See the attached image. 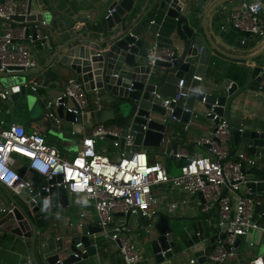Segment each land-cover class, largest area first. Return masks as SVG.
Listing matches in <instances>:
<instances>
[{
  "label": "built area",
  "instance_id": "2783aa9c",
  "mask_svg": "<svg viewBox=\"0 0 264 264\" xmlns=\"http://www.w3.org/2000/svg\"><path fill=\"white\" fill-rule=\"evenodd\" d=\"M33 2V0L0 1V20L5 22V27L0 32V73L24 72L37 65L31 48L37 43L42 45L47 40V34L41 30L46 20L26 19L30 15H35L31 11ZM113 10H108L106 17ZM262 11L260 0L244 1L228 13L221 28L234 27L243 34L240 40L242 45H257L264 37ZM15 17H23V20ZM149 24L157 23L151 20ZM155 35L159 36V32L157 31ZM177 58L176 51L169 45L156 40L148 45L146 61L151 69H154L158 60L173 63ZM259 66L261 71L258 75L264 84V63ZM11 77L14 79L15 76ZM197 79L201 80L200 77ZM40 81L31 78L23 85L34 92L43 85V80ZM181 84L182 81L179 85ZM11 87L10 82L6 85L0 82V101L8 100ZM189 91L195 94L200 92L199 89H188L185 93L178 91L173 98L167 99L164 106L166 111L169 110V115L150 112L146 117V123L142 125L143 132L148 129L147 123L152 120L164 126L160 147L167 145L163 147L162 155L165 158L185 159L179 166L180 172L177 175L170 174L162 161L150 160L145 150H133L135 144L131 132L136 131L132 130L131 124L126 126L94 124L90 133L81 138L76 154L67 160L58 149L47 144L40 127L27 131L19 122L13 121L5 125V121L0 119V184L15 195L27 196L34 200L33 192L37 187L27 178L28 173L41 176L45 182L60 178V181L47 184L42 189L49 193V187L62 185L67 194L77 193L90 201L100 221L102 231L99 234L118 241L122 264L141 263L142 251L125 235L126 226L122 223L117 224L114 214L129 212L130 215L152 218L161 205L160 198L163 197L160 195L157 198L153 195L152 188L157 186H167L184 194L179 202H173L167 207L168 212L186 205L188 198L201 193L203 201L197 202L199 211L207 216L212 212L217 213L211 243L213 247L207 257L211 264H223L228 258L236 255L238 238L246 236L251 230L264 231V226L256 219L255 212V204L260 202L249 193L246 186L251 180L259 182L246 171L252 169L259 158L264 157V151L251 157L242 152L234 153V157H231L233 154H230L227 123L221 115L212 109H206L205 115L212 121L216 120V123L211 131L196 137L194 145L206 149L207 154L190 156L183 146L181 129L169 133L170 123H181V119L172 114L174 108L169 104L176 103L179 97L186 96ZM262 91L264 94V88ZM154 94L159 96L156 92ZM88 103L84 83L78 78H69L58 96L45 101V120L59 127L63 118L57 114L56 107L61 104L73 113L72 123L76 128L73 127L71 133L74 134L81 131L82 124L81 128L79 125L83 117H86V121L88 119ZM197 117L198 114L193 108L188 120L182 121V129L187 130ZM125 129L128 133L123 137L121 149L112 141L118 150L117 160L110 159L103 151L97 149L100 139L107 135L121 137ZM17 158L26 159L23 172L15 168ZM214 202H217L216 207ZM0 210L8 211L5 208ZM152 225L149 222L147 227L151 228ZM75 247L79 250L72 252L75 257L81 258L86 254V248H82L81 242L76 243ZM189 263H197L196 258H191Z\"/></svg>",
  "mask_w": 264,
  "mask_h": 264
},
{
  "label": "crops",
  "instance_id": "0c3cea01",
  "mask_svg": "<svg viewBox=\"0 0 264 264\" xmlns=\"http://www.w3.org/2000/svg\"><path fill=\"white\" fill-rule=\"evenodd\" d=\"M2 1V0H0ZM31 11L33 13H42L39 7V1L44 5L48 2V7L61 15L67 21H73V29L80 32L87 33L91 37L100 40L107 39L110 32L106 22V14L109 6L121 0H33ZM244 1L253 0H228L221 4V6L210 9L208 14L204 17L205 30L211 37L212 43L217 46L225 55H219L210 48L209 60L206 64L204 73L199 83V90L205 93L225 94L223 88V81L230 79L238 86L243 84L246 80V67L254 64L236 59L235 57H242L254 50L255 46H246L240 43L243 34L237 31L234 27L226 26L223 29L225 19L228 13L239 7ZM146 0H133V6L129 12H126L122 18L128 23L133 22L130 32L138 39L144 40V46L148 48L150 42L156 40L160 43L168 44L172 47L179 56L183 49L184 43L175 33V20L166 15V11L159 7L160 0H149L148 5ZM209 0L206 2V4ZM204 7H197V11L202 15ZM46 20L45 25H49L55 29L63 30L62 19L56 15L50 14L49 17H43ZM155 20L157 24H149V21ZM159 25V26H158ZM44 26V25H43ZM5 27V22L0 20V32ZM116 27V25L114 26ZM113 27V28H114ZM112 28V29H113ZM159 32V36L155 33ZM48 35V31H43ZM200 36L204 38L202 30L199 32ZM205 40V39H204ZM249 43V42H247ZM209 47L208 43H204ZM35 55L37 65L30 69L27 78L43 80V85L36 91H31L35 97L36 103L43 106V113L32 114V109H29L28 102L18 99L12 105V116L6 101H0V119L5 121V125L11 122L14 118L15 122L23 124L27 131H32L34 128L40 127L45 135L47 144L55 147L61 155L70 160L77 152L80 146L81 138L90 133L94 124L100 123L98 110H113L112 103L114 102L102 89L86 90V96L89 101V114L80 122L79 127L81 131H76L74 134L71 130L75 127L70 121L62 119L59 127H56L51 121L45 120V101L58 96L69 78L81 77L75 74L69 67L64 65H50L45 67L47 61V54L49 45L47 40L44 43L36 44L31 48ZM264 63V58L256 62V65ZM50 70L54 72H49ZM48 72V73H47ZM56 72V73H55ZM40 81V82H41ZM264 84L262 81L252 80L248 88L239 94L231 103L230 113L232 114V122L235 128L242 130H251L264 132ZM27 103V104H26ZM198 117L190 124L187 130L182 129L181 123L172 122L169 125V133L174 130L181 129V139L186 152L190 155H206V149L194 145V139L201 135H205L212 130L214 121L205 115L206 108L202 102L195 101L193 106ZM107 113V112H106ZM102 116V115H101ZM105 121L109 122L110 115L104 116ZM122 116L119 111L113 110V119ZM123 120V119H122ZM121 120V121H122ZM122 123V122H121ZM122 125V124H121ZM166 140V139H165ZM167 144H164L166 146ZM172 143H169L171 146ZM163 147H143L150 160L162 161L167 170L170 171V166L181 165L185 159L164 158L162 155ZM97 149L103 151L110 159H115L118 156V150L113 145L110 139L102 138L97 144ZM264 151V147H257L255 154ZM244 153L248 157L253 156L246 150V146L239 143L236 146L235 153ZM16 170L23 172L25 170V158L16 159ZM264 168V157L259 158L256 162V169ZM255 175V174H253ZM258 176V175H256ZM254 179L264 181L262 176ZM27 178L30 179L35 187L42 184L41 176L28 173ZM160 187L154 191V196L160 198V207L158 211L174 218L173 226L175 227L176 243L181 244L183 251L171 258V264H190L189 260L194 258L193 252L204 250L209 244L210 239L215 232L216 216L212 212L211 215L203 217L197 205L201 201L197 195L188 198L186 205L178 206L174 211L168 212L167 207L173 202H179L184 194L180 191L169 189L167 186ZM164 189V190H163ZM246 188L244 189V191ZM248 190V189H247ZM168 191V192H165ZM68 195V203L65 208H58L44 214L45 226L42 232H45L44 237H48L50 248L58 246V240L62 242L65 247L70 246L71 234L80 229V225H94L97 215L91 205V202L83 198L80 194L73 193ZM253 196L260 202L261 207L256 212V219L264 226V193L258 192ZM10 199L4 189L0 186V209L8 208ZM8 211L0 210V219L4 217ZM115 215L116 223L124 224L126 220L123 212H118ZM157 218V217H156ZM155 218V219H156ZM153 224V222H152ZM145 221L141 220L138 215H131L129 224L125 227L127 235L132 242H134L142 251V261L139 264H154L151 257V249L148 240L152 238L155 233L152 228L145 227ZM153 227V225H152ZM41 228H38V235ZM198 233V235H197ZM91 243L95 245V251L82 259V264H122V257L120 255L116 241L109 237H103L101 234L89 236ZM264 245L261 243L259 233L249 231L246 236L240 238L237 244V252L234 257L228 258L223 264H250L251 261L264 254ZM29 250L28 244H25L13 234L0 229V264H15L19 257H23ZM42 250H38L40 255ZM183 260V262H182ZM18 264V263H17ZM198 264V263H195ZM211 264V263H206Z\"/></svg>",
  "mask_w": 264,
  "mask_h": 264
},
{
  "label": "water",
  "instance_id": "95a60500",
  "mask_svg": "<svg viewBox=\"0 0 264 264\" xmlns=\"http://www.w3.org/2000/svg\"><path fill=\"white\" fill-rule=\"evenodd\" d=\"M207 1L160 0L159 7L166 11L169 18L175 20V33L183 41L184 49L173 63L158 60L154 69L147 65V48L144 46V40L138 39L130 32L133 22L128 23L122 20L124 14L131 10L133 0H121L119 3L114 2L109 6L108 10H114L105 19L110 34L104 40L73 29L74 22L67 21L63 15L52 11L48 7V2L44 5L41 1L38 2L43 15L36 13L26 19L41 20L43 17H49L50 14L62 19L63 30L55 29L49 25L41 26V30L48 31L49 51L45 67L50 65L67 66L81 77L86 90L102 89L111 97L114 101L112 109L119 111L122 116V126L131 124L132 130L136 131V133L133 131L131 133L134 135L133 150L138 151L141 146L160 147L162 144L163 125L152 120L147 123L148 129L145 132L142 130V125L146 123L149 113L169 115V110L166 111L164 108L168 98H173L178 91L185 93L188 89L197 90L199 88L200 80L197 77L201 78L204 73L210 49L219 55H225L212 43L211 37L205 30L204 17L210 9L219 7L228 0H209L206 4ZM260 1L263 7L262 18H264V0ZM148 2L149 0H146V6ZM204 6L205 10L200 15L197 7ZM15 19L23 20V17H15ZM115 25L116 27H114ZM200 29L204 38L199 34ZM236 30L238 31V29ZM205 41L209 47L204 44ZM254 48L247 55L235 57L249 65L254 62L253 65L246 67V80L242 85L238 86L230 79H226L223 81L225 94L202 91L195 94L189 91L186 96L179 97L176 103L169 104L174 108L172 114L184 122L188 120L195 101L202 102L206 109H212L213 112L221 115L228 125L231 155L235 153L239 143L244 144L246 150L252 155L255 154L257 147H264V132L235 128L230 113L231 103L248 88L250 82L252 80L261 81L258 75L261 68L256 65V62L264 58V37ZM28 71L0 73L1 84L6 85L10 82V86H12L10 96L6 101L10 113L12 105L21 97H26L27 89L23 83L29 79L27 78ZM49 72L54 71L50 70ZM12 75L15 76L14 79H12ZM180 81H182L181 86L179 85ZM154 92L159 96H156ZM120 101L129 103L130 107L126 113L121 112ZM71 103L76 106L73 100ZM184 109L188 111H184ZM113 110H98L99 122L105 121L106 118L103 115H110V119H113ZM56 112L66 121L72 122L74 119L73 113L61 104L56 107ZM13 121L12 117L11 122ZM127 133L125 129L121 137L107 135L104 138L115 141L118 149H121L124 142L123 137ZM55 181H60V178L57 177L48 182L43 181L33 192L34 200H30L27 196L15 195L0 184L10 199L8 213L0 219V229L13 234L29 246L27 253L23 257H19L18 264H82L81 258L92 254L96 249L89 236H94L102 231L99 220H96L94 225H80V229L71 234L68 248L59 240L58 246L50 248L48 237L46 239L44 237L46 231L42 232L45 226L44 214L58 208L63 209L68 203V195L62 185L49 187V193L42 189ZM246 186L252 195L258 192L264 193V181L255 183L251 180L247 182ZM37 193L38 195H36ZM198 196L203 201L202 194L198 193ZM214 205L216 207L217 202H214ZM260 207L261 204L256 203L255 212H258ZM202 214L203 217L207 216L205 213ZM124 215L126 218L124 225L127 226L131 215L129 212ZM214 215L217 217V213ZM141 220L145 221V227L149 222H153L151 228L155 235L148 242L154 264H171V258L183 251L182 245L176 243V229L172 223L174 218L158 211L152 218L141 217ZM38 228H41V232H39L41 236L37 233ZM252 231L259 233L261 243L264 245V231L259 229ZM212 241L213 237L204 250L192 253L198 264L211 263L207 255L213 247ZM78 242L82 243V248H86V254L81 258L72 254V252H79L75 247ZM239 242L240 238L236 240V244ZM116 243L119 246L118 241ZM38 250H42L40 255ZM250 264H264V254L251 261Z\"/></svg>",
  "mask_w": 264,
  "mask_h": 264
},
{
  "label": "rangeland",
  "instance_id": "374dc122",
  "mask_svg": "<svg viewBox=\"0 0 264 264\" xmlns=\"http://www.w3.org/2000/svg\"><path fill=\"white\" fill-rule=\"evenodd\" d=\"M22 98L24 101L28 102V107H29V109H32V114H36V113H40V112L43 113V106L42 105L40 106L38 103H36L34 95L32 93H30L29 90L26 91V97H21V100H22ZM129 107H130V105L128 102L120 101V108H121L122 113H126L129 109ZM117 159H118V156H116L115 159H113V160H117ZM16 162H17V160H16ZM179 172H180L179 165H175L172 167L170 166V171H169L170 174L177 175ZM158 188H160V187H153L152 189L154 191H156ZM165 192H168V191H165ZM182 262H183V260H182Z\"/></svg>",
  "mask_w": 264,
  "mask_h": 264
},
{
  "label": "trees",
  "instance_id": "16d2710c",
  "mask_svg": "<svg viewBox=\"0 0 264 264\" xmlns=\"http://www.w3.org/2000/svg\"><path fill=\"white\" fill-rule=\"evenodd\" d=\"M164 44V43H163ZM166 45H168V44H166ZM242 85V84H241ZM122 119H120L119 117H115L114 119H112L111 121H109V122H105V124L106 125H110V124H113V125H117V126H121V121ZM234 155L235 154H233L231 157H234ZM249 175H251V176H256V175H258V176H262L263 178L262 179H264V168L263 169H261V170H258V169H256V165L252 168V169H250V170H248V171H246ZM253 174H255V175H253ZM258 176H256V177H258ZM249 195V194H248Z\"/></svg>",
  "mask_w": 264,
  "mask_h": 264
}]
</instances>
